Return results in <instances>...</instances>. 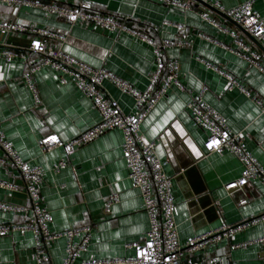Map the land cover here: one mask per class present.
<instances>
[{"label":"crops","instance_id":"1","mask_svg":"<svg viewBox=\"0 0 264 264\" xmlns=\"http://www.w3.org/2000/svg\"><path fill=\"white\" fill-rule=\"evenodd\" d=\"M68 5L90 3V11L107 14L156 41L180 36L175 23L186 26L190 43L165 50L164 59L180 62V82L150 111L142 129L149 140L157 141V153L174 177L175 214L182 242L222 227L236 225L264 215V185L251 180L242 190L227 193L224 185L242 176L243 165L226 150L207 153L208 131L193 122L187 104L198 95L219 111L230 129L241 133L246 146L264 166V112L254 97L264 102V73L236 48L234 37L203 18L207 11L231 28L261 54L264 65V40L259 43L232 19L211 10L197 0L187 1L189 9L167 5L157 0H49ZM226 9L245 0H216ZM264 21V0H254ZM16 20L33 27L66 35L62 49L95 68H104L128 81L138 90L150 84L156 67L153 47L141 38L123 31H108L89 22L69 24L57 14L37 7H11L0 3V22ZM203 33L214 40L198 37ZM32 34L3 33L0 44L22 48L29 59L36 58L27 49ZM221 42L224 46L218 45ZM56 47L54 38H46ZM208 63L237 79L252 96L239 88L229 90V80ZM27 64L21 57L0 59V127L20 156L31 165L41 166L45 175L41 193L54 220L50 228L62 232L71 227L89 225L92 234L79 261L133 257L128 247L142 241L149 228L139 189L133 186L123 156V133L112 129L79 147L67 156L60 147L43 153L40 140L57 133L71 139L99 120L91 100L68 78L62 83L60 73L46 66L31 76L32 87L24 78ZM107 93L123 111L137 114L142 110L133 96L112 80L104 82ZM0 157L5 154L0 151ZM66 159V166L58 164ZM0 200L27 206L26 188L20 172L10 163H0ZM112 195L118 201L108 206ZM244 200V202H242ZM32 212L19 213L0 209V225L30 223ZM264 219L219 243L196 252L183 250L181 264H264ZM35 236L30 230L0 235V264H38ZM66 240L59 238L48 245L52 262L60 264L65 256Z\"/></svg>","mask_w":264,"mask_h":264},{"label":"built area","instance_id":"2","mask_svg":"<svg viewBox=\"0 0 264 264\" xmlns=\"http://www.w3.org/2000/svg\"><path fill=\"white\" fill-rule=\"evenodd\" d=\"M157 1L184 9L190 8V4L187 1ZM201 1L211 5L232 19L257 42L261 43L264 40V21L255 9L254 0L242 1L230 9L224 8L216 0ZM0 3L11 7H37L48 13L57 14L71 25L89 22L108 31L119 30L130 33L149 43L153 47L156 59V67L151 75L150 84L147 89L141 91L112 72L104 68L92 67L66 53L61 47L66 40V35L64 34L33 27L30 24L16 20L0 22V30L3 33L32 34L33 38L27 49L36 57L29 59L27 55L21 52L22 48L0 44V59L13 61L19 57L23 58L27 64L24 78L31 87V76L34 73L46 66L53 67L60 73L62 83H67L68 78L73 79L99 113V120L95 124L71 139H63L57 133L45 135L40 140L42 152L49 153L62 147L67 156H70L79 147L92 142L107 131L120 129L123 133L122 150L127 163L129 177L133 186L139 189L144 209L150 219L149 228L144 239L128 245L135 251L133 257L79 261L81 254L87 249L90 242L92 228L89 225H83L71 227L62 232L51 230L50 225L54 217L52 212L45 206L44 197L41 193V184L45 171L43 167L34 166L25 161L0 127V151L5 154V157H0V163H10L20 172L29 201L27 206H21L0 200V209L14 213L29 209L32 212L30 223L26 225H0V235L12 234L18 230L32 231L36 240L35 255L38 264H56L50 259L48 245L59 238L66 240L65 256L60 264H181L183 250L188 253L199 252L264 219L263 215L236 225H223L209 233L192 237L185 242H182L179 237V226L175 214L176 201L173 192L174 177L168 174L165 162L157 153V141L149 140L145 137L142 124L159 101L166 97L171 88L180 82V62L176 59L165 60L164 52L171 47H182L191 44L184 24L175 23V27L180 31L179 37L163 39L158 42L144 32L134 30L110 15L90 11L91 5L87 1H80L75 5L49 0H0ZM202 16L221 31L231 34L236 43V48L231 50L245 57L253 66L264 73V65L261 62V54L258 51L253 49L243 38L238 37L234 30L219 22L209 12H203ZM197 36L213 40L212 37L200 32ZM46 38H54L58 45L56 47L49 46ZM215 42L224 46L219 41ZM208 65L229 80V90L239 88L247 95L252 96L232 75L215 65L210 63ZM107 79L114 81L122 91L131 94L136 105L142 107V110L137 114L125 113L118 102L107 93L104 87V82ZM254 99L261 107L262 112H264V102L257 97H254ZM187 108L195 125L209 133L205 141L207 153L221 150L230 151L238 157L243 165L242 176L224 185L227 193L231 194L242 190L251 180H259L264 185V166L259 163L247 148L244 135L232 131L226 118L207 103L202 95L195 96L187 104ZM65 166L66 159H63L58 164V168ZM0 186L11 187L10 184L4 181H0ZM117 201L118 195H112L108 199L107 205L110 206ZM261 241H264V238ZM215 261L216 259L212 260L213 264Z\"/></svg>","mask_w":264,"mask_h":264},{"label":"water","instance_id":"3","mask_svg":"<svg viewBox=\"0 0 264 264\" xmlns=\"http://www.w3.org/2000/svg\"><path fill=\"white\" fill-rule=\"evenodd\" d=\"M197 1H199L200 3H202L203 5H205L206 7H208L209 9H211V10H215V11H217V12H219L217 9H215L214 7H212L211 5H208V4H206V3H204V2H202L201 0H197ZM219 13H221V12H219ZM221 14H223V13H221ZM225 15V14H224ZM239 26V25H238ZM250 35V34H249ZM251 36V35H250ZM252 37V36H251Z\"/></svg>","mask_w":264,"mask_h":264}]
</instances>
